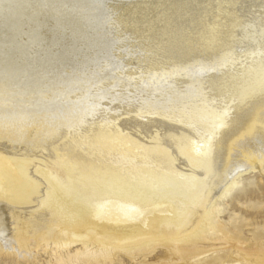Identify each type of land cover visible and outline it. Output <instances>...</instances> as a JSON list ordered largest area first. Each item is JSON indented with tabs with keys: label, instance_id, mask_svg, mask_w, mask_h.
<instances>
[{
	"label": "bare ground",
	"instance_id": "6f19581e",
	"mask_svg": "<svg viewBox=\"0 0 264 264\" xmlns=\"http://www.w3.org/2000/svg\"><path fill=\"white\" fill-rule=\"evenodd\" d=\"M239 1L0 0V236L30 264L252 263L210 210L264 163V13L236 46Z\"/></svg>",
	"mask_w": 264,
	"mask_h": 264
},
{
	"label": "rangeland",
	"instance_id": "374dc122",
	"mask_svg": "<svg viewBox=\"0 0 264 264\" xmlns=\"http://www.w3.org/2000/svg\"><path fill=\"white\" fill-rule=\"evenodd\" d=\"M92 1L96 3L104 2L105 5L109 6H115L118 4L144 3L142 0H91V2ZM236 6L242 17V25L239 28L238 37L235 39V45L240 47L245 45L247 40L252 37L253 30H256L255 20L253 19H257L260 13L261 15L259 18L263 15L264 0H240ZM259 10L261 12H259ZM236 181V184L226 193L225 197H223V190L215 196L210 210L216 206L219 207L217 218L220 220V224L222 223L223 226L220 227L219 224H215V232L219 231L218 234H220L221 230L227 229V227L230 225L239 226L241 242H237L236 245L243 246L245 249L250 251V258L252 262L250 264H253L256 253H261L253 248L257 243L254 238L258 236L264 237V163L262 165L256 163L253 168L248 169L247 171L236 176ZM205 224L206 222H203V226ZM6 237H9V233L1 232L0 264H30L33 261L31 257L34 254L29 251L30 249H28V245L24 244L23 246L17 247L11 243L12 241L9 243L5 241L4 239ZM205 241L206 242L200 243L199 246H208L211 243V241H208L207 239H205ZM235 249L236 248H229L227 245L224 248L226 252H231ZM30 253L31 256H28ZM212 256H214V254L209 253L203 258H211ZM165 257V249L160 248L157 249L155 253L153 251L152 254L147 257V261L154 263ZM47 259L48 258L46 255L40 253V255H38L34 261V264H48L49 262H47ZM122 264L134 263L131 262L128 257H123Z\"/></svg>",
	"mask_w": 264,
	"mask_h": 264
}]
</instances>
